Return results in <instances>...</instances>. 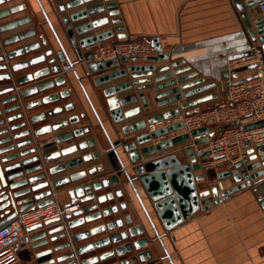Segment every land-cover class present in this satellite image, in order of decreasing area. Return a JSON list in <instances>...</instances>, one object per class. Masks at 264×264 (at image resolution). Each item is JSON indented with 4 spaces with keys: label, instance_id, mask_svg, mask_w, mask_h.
I'll return each instance as SVG.
<instances>
[{
    "label": "water",
    "instance_id": "1",
    "mask_svg": "<svg viewBox=\"0 0 264 264\" xmlns=\"http://www.w3.org/2000/svg\"><path fill=\"white\" fill-rule=\"evenodd\" d=\"M11 1L0 0V6ZM35 1L50 35L45 28L39 27L37 15H34V27L27 30L22 29L32 23L30 16L8 20L24 11V5L0 11V20L7 19L0 24V205L2 209L15 206L14 199L21 198L18 212L34 206L43 207L53 201L51 196L56 190L66 193L69 202L65 207L79 205L76 212L63 220H49L27 229L28 234L44 230L27 240L39 241L33 244L34 248L50 245L36 254L37 258L51 256L43 264H103L109 261L112 264H174L161 236L197 210L205 211L229 195L251 188L258 194L264 211V143L247 149L243 158L211 180L209 171L215 167L201 164L208 153L198 161L187 143L191 141L198 146L213 138L216 131L202 128L189 135L158 140L180 131L182 124L152 131L148 128L216 97L211 94L183 101L216 87V82L202 85L204 78L192 80L200 72L206 76L199 70L200 66L193 60L172 61L170 56L174 54L163 53L154 40L150 43L157 55L147 58V64H138L137 59L125 57L93 61L92 45L125 38L124 34H118L124 28L113 0H62L59 3L48 0L56 25L39 0ZM95 2L98 3L93 4ZM237 6L243 9L240 0ZM78 7L83 8L71 12ZM243 18L249 40L259 43L264 56V22L247 20L244 13ZM244 46L242 51L229 54L220 62L216 74L212 71L214 80L228 82L236 79L239 73L254 68L253 65L228 68L229 62L251 55L248 42ZM160 61L167 63L157 68L155 63ZM185 63L188 65L179 68ZM77 68L83 72V80L91 79L98 108L87 96ZM191 70L194 72L185 74ZM69 73L78 83L100 134L91 123L78 126L88 117L85 109L69 115L78 109V102L83 107L78 97L77 102L59 104L70 97V89L47 93L66 83L71 85ZM168 79L172 80L161 83ZM120 80L125 81L116 83ZM189 80L192 81L186 82ZM171 86L174 87L164 90ZM128 91L131 93L121 96ZM133 104L137 105L124 109ZM99 112L110 121L116 138L114 142ZM136 117L141 119L124 124ZM122 123L119 130L115 129ZM263 125L264 122H260L246 129ZM47 136L56 149L44 153L38 140ZM83 136L90 138L81 140ZM104 140L108 148L99 152L97 148L103 146ZM64 143L71 144L58 147ZM94 148L93 152L82 154ZM125 159L128 166L124 164ZM106 160H111L114 174H102ZM93 161L100 163L87 167ZM194 172L202 174L193 176ZM61 173H65L64 176L53 179ZM204 178L211 184L198 192L195 182ZM225 180H231L236 186L225 189ZM105 189L110 190L105 192ZM7 214L0 226L16 213ZM56 224L59 225L45 230ZM56 242L59 243L53 245ZM157 244L164 257L156 259ZM147 247H152L154 252L143 251Z\"/></svg>",
    "mask_w": 264,
    "mask_h": 264
},
{
    "label": "crops",
    "instance_id": "2",
    "mask_svg": "<svg viewBox=\"0 0 264 264\" xmlns=\"http://www.w3.org/2000/svg\"><path fill=\"white\" fill-rule=\"evenodd\" d=\"M29 1L32 6V10L30 11H33L32 13L39 17V23H43V16L36 1ZM61 1L62 0H58L56 3ZM237 1L239 0H113L116 4V10L119 12L118 18L121 20L120 25L124 28V30L118 32V34H124V40L140 39L149 42L154 40L163 53L169 56L174 54L170 56L172 61L193 60L195 65L201 67L199 70L203 71L206 76L203 77L201 74L202 72H200L199 75L192 80L204 78L205 81L202 85L216 82V87L213 89L193 95L183 101L190 102L211 94H216L215 98L183 110L181 113L205 111L220 103L226 91L227 82L223 79L214 80L212 78V71L215 72V69L217 71L220 62L225 60L229 54H236L246 48V46H244L245 42H248L249 47L259 45L258 42H251L249 40L243 18L244 13L247 20L254 21L257 19V13L255 11L248 12L244 7L241 10L237 6ZM240 1L242 3V0ZM39 2L45 13L49 16L51 22L56 25L49 1L39 0ZM97 3L98 2H95L93 4ZM81 8L83 7L73 9L71 12L78 11ZM43 27L48 35H50L47 25L44 24ZM114 42H118V40L111 39L104 43L108 44ZM137 63L147 64L145 61H138ZM166 63L167 62L160 61L159 63H155V66L158 68ZM187 65L188 64L185 63L179 68ZM228 67H230V63H228ZM191 72L194 71L191 70L185 74ZM77 73L87 96L93 105L98 108L97 98L90 84L91 79L83 80V72L79 68H77ZM249 75H251L249 71L239 73L237 75V80L246 78ZM68 76L70 77L71 85L66 83L47 93L58 92L66 88L70 89V97L59 101V104L77 102L76 97H78L83 107H80L78 102V109L71 111L69 115L77 114L85 109L88 117L84 121H81L78 126L91 123L93 129L100 134L101 130L88 107L78 83L72 74L69 73ZM175 78L177 77H173V79ZM169 80L172 79L162 81L161 83ZM192 80L186 82H191ZM123 81L125 80H120L116 83ZM178 85L179 84L175 86ZM173 87L174 86H171L164 90ZM181 92L182 91H179V93ZM130 93L131 91H128L122 93L121 96ZM136 105L137 104H133L124 109L133 108ZM99 115L110 138L114 142L116 138L111 130L110 121H106V118L101 112H99ZM139 119L141 118L136 117L126 121L124 124ZM121 126H123V123L115 126V129L119 130ZM89 138V136H83L81 140H87ZM38 142L43 144L44 153L56 149L53 140L50 139L49 136L39 139ZM69 144L71 143H64L58 147L68 146ZM102 145L103 146L97 148L99 152H104L108 148V144L105 140ZM94 150L96 149H88L83 151L82 154H87ZM99 163L100 161H93L87 165V167L96 166ZM105 163L106 168L102 174H104V176L114 174L111 160L110 162L106 160ZM113 163L116 164V161L113 160ZM53 164L54 162L50 165ZM124 164L128 166L126 159ZM209 164L214 163L208 162L204 164V166H208ZM228 168H230L229 165H216L214 170L209 172L211 175L209 179L214 180L215 174L227 170ZM64 174L65 173L57 174L53 179L60 178L64 176ZM199 174H202V172H194L193 176ZM10 183L11 182H9V184ZM210 184V180L206 178L195 182L198 192H202L208 188ZM223 185L225 189L236 186L231 180L223 181ZM109 190L110 189H105L103 191L107 192ZM54 193L56 194L57 201L61 205L68 204V197L64 190H56ZM20 200L22 199H14L15 206L9 205L2 209L0 205V222L7 217V212L9 214L18 212V202H20ZM58 225L59 224L50 226L45 230L54 228ZM43 231L44 230L34 231L28 235V238ZM159 232L162 233L161 230H159ZM167 237L168 238H164L165 247L167 252L171 255L174 264H264V211L259 204L258 194L251 188L242 189L229 195L220 203L213 204L205 211L202 209L197 210L188 219L172 229ZM37 242H25L24 245L18 248V264H43L51 258V256L36 257L37 253L42 252L50 246L34 248L33 244ZM59 242L53 243V245ZM59 254L61 253H57L56 255Z\"/></svg>",
    "mask_w": 264,
    "mask_h": 264
},
{
    "label": "built area",
    "instance_id": "3",
    "mask_svg": "<svg viewBox=\"0 0 264 264\" xmlns=\"http://www.w3.org/2000/svg\"><path fill=\"white\" fill-rule=\"evenodd\" d=\"M244 9L255 11L257 19L264 22V0H242ZM93 61H107L118 57L135 58L145 61L157 55L156 49L147 40L125 39L114 43H96L91 46ZM251 55L229 62L228 68H241L253 65L246 78L231 79L227 82L222 101L211 109L179 115L148 126L149 130L164 128L176 123L182 124L180 131L168 133L158 140H168L181 134H190L202 128L216 131V135L207 142L194 146L189 144L195 158L199 161L204 153L207 159L201 164L208 166H231L241 159L247 149L264 143V125L246 129V126L264 122V56L260 46H251ZM43 150V144L39 143ZM219 163V164H217ZM53 201L43 207H31L17 212L14 217L0 226V264H18V248L28 240L27 229L49 220L61 219L76 212L79 205H61L56 194Z\"/></svg>",
    "mask_w": 264,
    "mask_h": 264
},
{
    "label": "flooded vegetation",
    "instance_id": "4",
    "mask_svg": "<svg viewBox=\"0 0 264 264\" xmlns=\"http://www.w3.org/2000/svg\"><path fill=\"white\" fill-rule=\"evenodd\" d=\"M19 5L26 6V9L24 11H22L21 13H18L16 15L12 16L8 20H10V19L11 20L17 19V18L24 17V16H30L32 18V23H30V25H28V26H25L22 30H27V29L33 28L34 27V15L35 14L32 13L33 11L32 12L30 11V10H32V6L30 5V1L29 0H13L9 4H5V6H2L1 5L0 6V11L3 10L4 8H8V7H11V6H19ZM6 21H7V19L6 20H0V24L4 23ZM44 24H45V22H44V19H43V23H39V27L40 26L43 27ZM168 234L169 233L167 232V233H165L164 236H161V239H162V242H163L164 245H165L164 238H168L167 237ZM156 246H157V256H155L154 258L157 259V258H160L161 256L164 257L161 247L158 244ZM149 250H151V251L154 252V250L152 249V247H149V248L147 247V248L143 249V251H149ZM152 255H154V254L152 253ZM170 258H171V255H170ZM103 264H112V262L109 261V262H106V263H103Z\"/></svg>",
    "mask_w": 264,
    "mask_h": 264
},
{
    "label": "rangeland",
    "instance_id": "5",
    "mask_svg": "<svg viewBox=\"0 0 264 264\" xmlns=\"http://www.w3.org/2000/svg\"><path fill=\"white\" fill-rule=\"evenodd\" d=\"M108 44H110V43H108ZM209 172H211V171H209ZM209 177H211V175L209 174Z\"/></svg>",
    "mask_w": 264,
    "mask_h": 264
}]
</instances>
